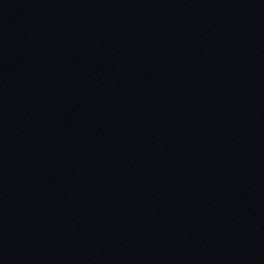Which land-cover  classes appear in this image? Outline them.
Wrapping results in <instances>:
<instances>
[{"label": "water", "instance_id": "water-1", "mask_svg": "<svg viewBox=\"0 0 264 264\" xmlns=\"http://www.w3.org/2000/svg\"><path fill=\"white\" fill-rule=\"evenodd\" d=\"M0 264H264V0H0Z\"/></svg>", "mask_w": 264, "mask_h": 264}]
</instances>
